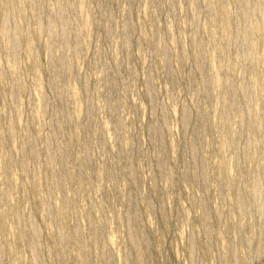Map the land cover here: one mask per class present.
<instances>
[{
    "label": "rangeland",
    "instance_id": "1",
    "mask_svg": "<svg viewBox=\"0 0 264 264\" xmlns=\"http://www.w3.org/2000/svg\"><path fill=\"white\" fill-rule=\"evenodd\" d=\"M0 264H264V0H0Z\"/></svg>",
    "mask_w": 264,
    "mask_h": 264
},
{
    "label": "bare ground",
    "instance_id": "2",
    "mask_svg": "<svg viewBox=\"0 0 264 264\" xmlns=\"http://www.w3.org/2000/svg\"><path fill=\"white\" fill-rule=\"evenodd\" d=\"M242 2H243V0H242ZM246 2V1H245ZM249 2H250V0H249ZM251 4V3H250ZM249 5V4H248ZM247 6V5H246ZM245 6V7H246ZM243 7V6H242ZM243 10V9H242ZM245 10V9H244ZM250 10V9H249ZM245 13H246V11H245ZM246 15V14H245ZM61 27H62V25H60ZM123 31L124 32H122V33H124V37H125V39H127L128 38V35H129V33H130V27H129V24H128V22L126 21L125 22V24H124V27H123ZM64 31V30H63ZM63 31H61V32H63ZM13 34V33H12ZM64 34V33H63ZM15 35V34H14ZM62 36V35H61ZM65 39V38H64ZM124 39V38H123ZM14 40V39H13ZM199 62V61H198Z\"/></svg>",
    "mask_w": 264,
    "mask_h": 264
}]
</instances>
